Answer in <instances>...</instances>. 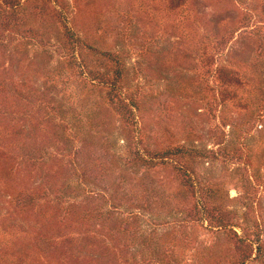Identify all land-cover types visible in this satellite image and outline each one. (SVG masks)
I'll list each match as a JSON object with an SVG mask.
<instances>
[{
    "label": "rangeland",
    "instance_id": "374dc122",
    "mask_svg": "<svg viewBox=\"0 0 264 264\" xmlns=\"http://www.w3.org/2000/svg\"><path fill=\"white\" fill-rule=\"evenodd\" d=\"M9 1L0 264H264V0Z\"/></svg>",
    "mask_w": 264,
    "mask_h": 264
},
{
    "label": "trees",
    "instance_id": "16d2710c",
    "mask_svg": "<svg viewBox=\"0 0 264 264\" xmlns=\"http://www.w3.org/2000/svg\"><path fill=\"white\" fill-rule=\"evenodd\" d=\"M9 2L12 4V6H11L12 8H16L19 5V2H17V0H10ZM112 102L118 108H125V104L123 103L122 98L116 94L113 95Z\"/></svg>",
    "mask_w": 264,
    "mask_h": 264
}]
</instances>
